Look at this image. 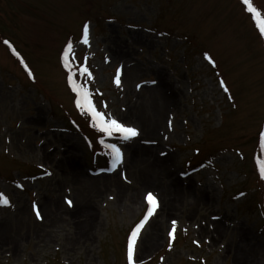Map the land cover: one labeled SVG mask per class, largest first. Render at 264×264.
<instances>
[{
    "label": "rangeland",
    "instance_id": "obj_1",
    "mask_svg": "<svg viewBox=\"0 0 264 264\" xmlns=\"http://www.w3.org/2000/svg\"><path fill=\"white\" fill-rule=\"evenodd\" d=\"M69 41L97 110L138 129L108 141L115 168L76 107ZM261 131L264 37L243 0H0V264H127L147 193L136 264H264ZM164 182L170 210L148 187Z\"/></svg>",
    "mask_w": 264,
    "mask_h": 264
},
{
    "label": "snow or ice",
    "instance_id": "obj_2",
    "mask_svg": "<svg viewBox=\"0 0 264 264\" xmlns=\"http://www.w3.org/2000/svg\"><path fill=\"white\" fill-rule=\"evenodd\" d=\"M243 3L247 6V11L251 13L252 19L259 31V34L264 37V16L261 15L260 11H258L253 5L249 2V0H243ZM88 36H89V27L87 24L83 26V34H82V43L88 44ZM5 44L12 48L7 40L4 41ZM13 54L19 57V53L16 52L14 48H12ZM74 59L72 56V43L71 41L65 46V50L62 55V63L64 67L68 70V83L72 89V91L76 94L75 104L77 109L81 110V114H87L90 117V123L93 128H95L101 135L99 136L97 143L102 150L106 151V154L111 158L112 167L115 168L122 160V152L121 147L118 146L117 143H109L108 141L112 138H115L118 141H128L138 135V129L134 126H128L123 122H120L118 119L112 118L105 113L98 111L95 105L91 101V93L88 91L87 87L84 85H78L74 79V72L72 69L71 60ZM205 59L209 61V63L214 64V60L205 53ZM22 64L24 63L23 59L20 61ZM25 70L28 71L29 77H32V72L28 69V66L25 64ZM77 72L79 75H87L91 77V72H89L86 65H81ZM119 74L120 69H117V77L115 82L119 85ZM155 83V81H153ZM221 86H224V82L221 81ZM139 87V85H138ZM225 91L228 89L225 87ZM169 127H171V122H169ZM154 143V142H153ZM259 147L262 151H264V131H261L259 138ZM164 155V153H161ZM257 166L259 170V174L261 179H264V159H257ZM48 174V173H46ZM19 188H23L22 184L17 185ZM148 208L144 218L136 224L132 232L130 233V237L127 243V264H136L134 260V249L135 244L140 233L141 228L145 221L153 214L154 209L157 207V200L155 199L152 193L146 194ZM65 202L71 207L72 200L65 197ZM10 199L6 196L5 193L0 192V206H10ZM33 211L36 215L37 219H42L40 211L33 202ZM172 231L169 232V236H173V232L175 230L176 221L172 222ZM171 247V243L169 244Z\"/></svg>",
    "mask_w": 264,
    "mask_h": 264
},
{
    "label": "bare ground",
    "instance_id": "obj_3",
    "mask_svg": "<svg viewBox=\"0 0 264 264\" xmlns=\"http://www.w3.org/2000/svg\"><path fill=\"white\" fill-rule=\"evenodd\" d=\"M172 101H171V99H169V103H171ZM172 105V104H171ZM138 120V119H137ZM142 125H143V128L144 127H146V126H144V122L142 121V120H138ZM159 121H160V118L158 119V123H159ZM157 123V124H158ZM156 124V125H157ZM169 185V184H168ZM171 185V184H170ZM149 188H151V189H153V190H159L160 191V187L161 188H163L161 191H162V193L165 195V194H167L166 196H167V198H168V200H167V202H166V210H170L171 209V207H173L174 205L173 204H171L172 202H173V200H174V198H175V196H173V194H172V191L171 192H169L168 190H167V183H163L162 185H150V186H148ZM171 189V188H170ZM158 193V192H157ZM182 194H183V196L185 195V191H182ZM124 195H126V194H124ZM126 199H127V201H128V204H129V206H131L132 205V207L134 206V203L135 202H137L138 201V199L136 198V197H131V198H129L128 196L126 197ZM141 206V205H140ZM135 207V206H134ZM133 207V208H134ZM134 210V209H133ZM261 259H263V258H261V257H259V256H257V255H255V256H251V258L249 259V262L247 263V264H262V260Z\"/></svg>",
    "mask_w": 264,
    "mask_h": 264
}]
</instances>
